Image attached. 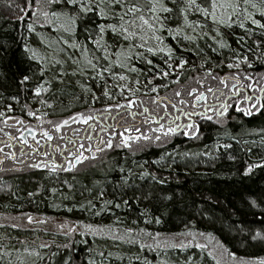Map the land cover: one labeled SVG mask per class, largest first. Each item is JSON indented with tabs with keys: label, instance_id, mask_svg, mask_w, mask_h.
<instances>
[{
	"label": "snow or ice",
	"instance_id": "1",
	"mask_svg": "<svg viewBox=\"0 0 264 264\" xmlns=\"http://www.w3.org/2000/svg\"><path fill=\"white\" fill-rule=\"evenodd\" d=\"M9 4L20 13L16 19L24 24L29 33V36L21 33L24 52L30 60L36 62L34 70L30 68L19 80L23 90L34 93L32 96L34 100H39L41 105L52 108L54 100H46L43 95L52 90L53 80L61 83L64 81L63 73L68 71L64 65L71 61L72 65H75L70 69L72 76H88L90 79L95 77L101 81L102 96L116 101L105 103L103 107L105 111L116 110V113L115 116H104L105 120H112V123L105 126H99L96 123L103 114L92 108L85 112H74L59 120L49 119L46 122L47 126H33L23 117L8 115L13 111V106L12 104L4 105L0 108V118H2L0 123L7 128L17 125L19 127L15 129L17 135L0 128V132H4L8 138L7 144L0 142V153H3L0 156V172L22 170L27 167L44 169L50 175L58 177L61 172L78 171L84 168L86 163L95 167V162L101 159L105 151L109 149H127L135 154L143 150L144 145L141 142L165 144L177 134L196 138L200 134L198 123L200 118L215 120L217 124L224 126L229 119L236 118L231 115L230 109L242 113L243 116H252L254 113L264 111V84L261 83L264 81V73L249 74L244 70V66L252 68L254 62L264 64V55H257L264 48V40H254L252 46L244 51L239 47L233 50L232 43L225 38L228 30L233 28H238L243 32L242 35L236 37L238 45L246 44L258 32L264 35V0H24L23 7L16 4L14 0H9ZM78 25H83V43L74 38ZM45 26L70 34L67 39L61 36L58 41L68 46L60 49L61 52L67 53L66 59L57 60L55 56L49 59L40 53L39 48L31 44L30 36L35 33L41 44L51 47L48 44V38L43 33L37 32V27L44 28ZM168 38L176 41L175 47L169 43ZM205 38L211 39L215 44V47L211 49L213 52L222 54V50L226 49L231 53L224 61H221V65L226 63V66L229 69H235V72L221 75L216 72L217 66L214 63L209 66L212 63L211 57H205L204 50L199 46V41ZM185 41L192 44L191 50L200 57L199 65L189 64L188 59L178 52V48L188 50ZM2 48L3 45H0V49ZM69 48L77 50V54L73 55L69 52ZM93 53H98V55H93ZM156 57H162L160 63L156 62ZM136 62L142 63L143 67H139ZM53 65L56 66L55 70ZM186 65L193 72H196L197 68L202 69L203 75L197 72L195 76L184 79L182 74ZM49 73L53 74L49 76ZM133 74L135 75L134 80L132 79ZM141 76H144L147 81L143 87H141ZM109 78L112 81L111 89ZM157 78L167 80L163 87L170 90L171 98L167 95L161 97L158 94L159 86L153 84ZM206 81L209 83L204 90H200V86H205ZM230 81L233 83L230 84ZM212 82L219 84V87L214 86ZM193 83L198 86H193ZM172 85L175 87H171ZM80 86L86 93H91L93 104L102 98L91 85L81 83ZM113 89L118 90L123 99H118ZM248 89L253 90L252 94H245ZM138 92L142 95L138 96ZM149 92L157 94L154 97L149 96L148 103L155 105L159 111L168 112L167 118L154 113L147 106L144 96ZM256 92L259 94L256 95ZM208 94L212 96V104L208 103ZM11 99L19 101L18 96H12ZM76 99L80 98L76 97ZM230 100L232 103H229ZM202 101L203 104L200 103ZM24 107L27 109L28 116H37L38 110L34 111L28 105ZM141 107L142 113L138 111ZM134 109L137 110L134 111ZM197 109L200 110L197 111ZM94 111L96 115H93ZM173 112L176 114L173 115ZM137 116H142L138 123L128 122L127 117L136 121ZM182 118L186 120L182 121ZM41 123L44 122L41 121ZM71 123L87 125L88 128L84 129L85 135L80 137L81 129L77 128L73 131L71 139L64 136V129ZM97 127L100 128L99 133L95 132ZM142 128L145 130L142 131ZM103 133L107 135H102ZM94 138L95 144H93ZM232 138L236 139V137ZM12 141H16L21 146L28 145L30 155H26L21 149L20 155L24 159L18 160L16 152L12 150L14 147ZM224 147H230V145H224ZM205 155L208 153L206 152ZM6 160L14 162L11 168L3 167ZM25 161L28 163L25 164ZM17 164L21 166V169L16 168ZM259 166H264V160H260L258 164L248 163L244 172L250 174L254 168ZM120 171L123 172L124 169L120 168ZM138 175L141 178L150 176L153 181H158L160 184L166 183L165 179L159 178L147 169ZM131 176L132 171L128 169V175L122 177L119 183L127 184ZM64 185L68 189L74 187L67 180L62 182L61 186ZM0 190H3V186H0ZM41 191L42 188L38 187L35 193L29 192L28 195L32 197ZM49 191L55 194L58 189L52 187ZM61 195L67 198L65 194ZM152 195V192H140L136 200L137 202L147 201ZM162 199H170V197L165 196ZM100 200H103V206H98ZM96 201L85 200L83 204L76 206L95 216L105 211L112 212L114 209H119L122 204L131 207L123 195L119 200L115 196L108 199L104 191L98 193ZM250 203L253 207L264 211V197L259 200L251 198ZM53 206L68 207L62 203ZM141 215L148 220L150 211L144 209ZM17 217L20 221H27V224L0 223V227L13 229L23 227L27 231H35L36 229L31 226L44 225L52 219L46 216L37 218L30 213H17ZM151 218L155 223H161V216ZM10 219L5 217L6 221ZM120 219L119 216L116 217L117 221ZM81 226L84 232L94 237L105 236L127 243L137 241V236L133 235L134 229L131 227L124 229V234H118V227L114 230L107 225H92L80 220L59 222L56 230L69 238L73 233H80ZM42 230L48 231L47 228ZM140 232L149 237L161 236L159 232L153 234L146 229H140ZM247 236L253 243L264 244V217L261 218L260 227L247 230ZM0 239H5V237L0 235ZM154 244L160 248L183 249L187 246L184 243L165 244L159 239H155ZM195 246L197 248L208 247L207 244L200 243ZM53 247L57 249L56 252L51 251ZM61 247L66 250V254L61 256L60 264H76L72 251L74 242L70 238L63 246L54 242L52 244L40 242L34 245L28 244L27 241L21 242V248L0 246V260L7 259L8 264H12L13 253H15L16 264H56ZM149 247L152 245L139 243L141 250ZM45 249L48 251H43ZM223 250L238 264H264V256L238 258L236 253L229 252L227 248ZM208 255L212 256L213 253L209 251ZM215 258L213 256V259ZM80 264H152V261L139 253L126 257L119 251L90 248ZM155 264H169V262L161 259ZM177 264L180 262L177 261ZM186 264H194V257L188 256ZM217 264H220L219 260Z\"/></svg>",
	"mask_w": 264,
	"mask_h": 264
},
{
	"label": "trees",
	"instance_id": "2",
	"mask_svg": "<svg viewBox=\"0 0 264 264\" xmlns=\"http://www.w3.org/2000/svg\"><path fill=\"white\" fill-rule=\"evenodd\" d=\"M14 2L21 7L24 5V0H14ZM19 14L14 7L10 6L9 0H0V45H3V48L0 49V108L6 104H12L13 111L8 115L30 120L26 117L27 109L24 106L28 105L34 110L41 104L39 100L32 98L34 93L24 91L19 84L21 76L26 74L30 68L34 70L36 64L35 61L29 59L22 47L21 33L24 36H29V33L24 24L17 21L16 17ZM37 32L43 33L48 38V44L51 45L48 47L47 44H41L36 34H31V44L39 48L42 55H46L49 59L55 56L57 60L67 58V53L61 52L60 49L68 46L63 45L62 41H58L61 36L67 39L69 33L60 29L54 30L50 26L37 27ZM76 32L74 38L83 43V25H78ZM242 34V30L238 28L230 29L226 33L225 38L232 43L233 50L239 47L247 51V47L252 46L254 40H264V35H260L258 32L246 44L238 45L236 37ZM168 41L174 47L176 46V41L171 38H168ZM185 45L188 50L178 48V52L188 59L189 64L199 65L200 57L191 50L192 44L185 41ZM199 46L204 50L205 57H211L212 63L209 66H212L213 63L217 66L215 69L217 73L223 75L236 71L229 69L226 63L221 65V61L231 55L228 50H222V54L221 52H213L211 49L215 47V44L209 38L200 40ZM69 52L73 55L77 54V50L74 49L69 48ZM93 55H98V53H93ZM257 55H264V48ZM250 59H252L251 56ZM161 60L162 57H156L157 63H160ZM136 63L139 67H143L142 63ZM70 65H72L71 61L64 65L68 69L63 73L64 81L61 83L53 80L52 90L43 95L44 99H53L54 103L62 108H68L69 102L78 100L76 97L80 98L78 101H86L81 90V83L92 86L98 84L97 89L102 91L99 79L95 77L90 79L88 76H72L70 69L74 68L75 65L73 67ZM55 67L53 65L54 70ZM117 70L119 69L117 68ZM185 70L184 79L195 76L197 72L201 76L203 75L200 68H197L196 72L189 68ZM244 70L249 74L264 73V64L254 62L252 68L244 66ZM52 74L49 73V76ZM132 79H135L134 74ZM140 79L143 87L147 81H145L144 76H141ZM166 83L167 80L163 78H157L153 81V84L159 86L158 94L161 97L167 95L171 98L170 90L163 87ZM208 83L206 81L205 86H200V90H204ZM212 83L219 87V84ZM261 83L264 84V81ZM193 86L198 85L193 83ZM171 87H175V85ZM247 91L252 94L253 90L248 89ZM156 94L147 93L144 96L145 103L154 113L167 118L168 112L159 111L155 105L148 103V97H154ZM255 94L258 95L259 93L256 92ZM12 96H18L19 101L12 100ZM209 96L211 94H208ZM229 103L232 101L230 100ZM103 106H85L64 115L45 117V120H59L74 112H85L92 108L103 114L96 123L99 126H105L112 123V120H105L104 116H115L116 110L105 111ZM199 110L197 109V111ZM138 111L142 113V107ZM230 113L236 118L229 119L224 126H220L215 120L198 119L200 134L196 138L177 134L165 144L141 142L144 145L143 150H139L135 154L127 149H109L105 151L101 159L95 162V167L86 163L84 168L72 173L61 172L58 177L50 175L44 169L27 167L22 170L0 172V186H3V190H0V216H8L11 221H14L19 220L17 213H30L37 218L46 216L71 222L80 220L92 225H107L114 230L118 227L120 234H124V229L131 227L134 229L133 234L138 238L142 235L147 236L140 232V229H146L153 234L159 232L160 237L193 232L214 238L229 252L236 253L238 258L248 259L253 256H264V244L253 243L247 236V230L260 227L261 218L264 217V211L253 207L250 203L251 198L259 200L264 197V166L254 168L250 174L244 172L248 163L258 164L260 160H264V111L254 113L252 116H243L242 113H237L234 109H230ZM175 114L173 112V115ZM93 115H96L95 111ZM36 117L32 119H39ZM141 119L142 116H137L136 121L127 117L129 123H138ZM33 120L30 121L34 123L32 125H37L32 122ZM183 120L186 118H182ZM1 124L0 128L15 134V131H11ZM43 126H47V124L44 123ZM78 126L81 127L77 123H71L64 129L63 135L69 136L73 129ZM86 127L88 128L87 125ZM145 128L141 130L144 131ZM84 129L81 128L80 135L85 133ZM88 130L92 131L91 129ZM99 131L100 128L97 127L95 132L99 133ZM102 135L106 136L107 133ZM232 137H236V139ZM0 139H5V137L0 134ZM224 145H230V147H224ZM206 152L208 155H205ZM21 158L20 155H17L18 160ZM12 163L14 162L6 160L3 167L11 168ZM27 163L28 161L25 162V164ZM16 168L21 169V166L17 164ZM120 168H123L124 171L121 172ZM128 169H131L132 176L129 177L127 184L119 183L122 177L128 175ZM145 169L159 178L165 179L166 183L160 184L158 181H153L150 176L141 178L138 173ZM64 180L72 183L74 187L72 189H68L66 185L62 187L61 184ZM38 187H41L42 191L30 197L28 193H35ZM52 187L58 189L57 193L52 194L49 191ZM100 191H104L105 197L108 199L115 196L119 200L123 195L131 207L122 204L119 209H114L112 212L105 211L95 216L91 212L76 206L83 204L85 200L97 202L96 197ZM140 192H152L153 195L147 201L137 202L136 197ZM62 193L67 196L66 199L61 195ZM165 196L170 197V199H162ZM60 203L68 207L53 206ZM98 206H103V200L99 201ZM69 208L72 210L69 211ZM144 209L150 211L148 220H145L141 215ZM157 215L161 216V223L159 224L151 218ZM117 216L121 218L119 221L116 220ZM26 222L22 221V224L25 225ZM34 229L36 230L27 231L23 227L20 229L0 227V235L5 237V239H0V246L21 248L22 241L34 245H38L40 242L49 244L54 242L63 246L68 243L70 238L74 242L72 251L75 255L76 264H80L90 248H107V250L122 252L126 257L139 253L148 257L149 261H153L152 264L161 259L170 261L169 264L171 262L177 264V261L180 264H186L188 256L194 257V264H213L212 258L205 250L194 246L183 249L170 248L150 253L139 248L140 242L127 243L112 240L105 236L94 237L90 233H79L66 238L62 233L45 232L40 227H34ZM153 237L154 235L152 237L147 236L145 239ZM142 242H145L144 238ZM43 251L46 252L48 249ZM51 251L56 252L57 249L53 247ZM65 254L66 250L61 247L56 258V264H60V258ZM14 257L15 253H13L12 264H16ZM0 264H8V260H0Z\"/></svg>",
	"mask_w": 264,
	"mask_h": 264
},
{
	"label": "rangeland",
	"instance_id": "3",
	"mask_svg": "<svg viewBox=\"0 0 264 264\" xmlns=\"http://www.w3.org/2000/svg\"><path fill=\"white\" fill-rule=\"evenodd\" d=\"M73 66L74 65H70V67H73ZM185 69H188V67L187 68L185 67ZM185 69L183 71L182 76H185V74H186V70ZM116 83H120V82L116 81ZM111 84H112V81L109 78V87H110V89H111ZM97 85L98 84H94V86L91 85L94 90H97V94L101 95V97H102L97 103L93 104L92 101H91V93H86L81 88V90L84 93V97H85L86 101L81 102V101H78V100H73L72 102H69L67 104L68 108H62V107L58 106L57 103H54L52 108H48V107H45L43 105L37 106L36 108H34V111L38 110L36 118H39V119L33 120L32 116H28L27 115L26 117L28 119H30V120L26 119L25 121L33 120L32 122H35L37 125L43 126V124L47 122V120H45V119L48 118V117L57 116V115H59V116L60 115H64L66 113H69V112L77 109V108H82V107H85V106H98V105H104L105 103H110V102H114L115 103L116 102V101L111 100L108 97H103L102 96V91H99L97 89ZM141 87H142V85H141ZM113 91H114V94L117 95L118 99H123V97H121L119 95V91L118 90L113 89ZM137 95L140 96L141 93L138 92ZM200 103L203 104L204 102L202 101ZM44 113H47V115H43ZM41 121H43L44 123L42 124ZM9 123H11V121H9ZM32 124H34V123H32ZM1 125L4 126L3 124H1ZM37 125H35V126H37ZM16 127H19V125L15 126L13 128H8V129L11 130V131H14L16 129ZM5 217H8V216H0V223H11V222H14V221L18 222V223H22V221H20V220H14V221L7 220L6 221ZM65 221H69V220L54 218V219L49 220L47 224L39 225V226L33 225L31 227L32 228H34V227L47 228L48 231H52V232L58 233L57 230H56L57 223L65 222ZM26 224H27V222L25 223V225ZM85 233H87V232H84L83 229H82V226H81L80 234H85ZM77 234H79V233H73L72 236L77 235ZM87 234H89V233H87ZM118 234H120V233H118ZM146 237L147 236L142 235L140 238H138V236H137L136 243L137 242L141 243L143 241V238H144L145 242H143V243H145L146 245H152V247L144 249L145 251L150 252V253L156 252V251H159V250L170 249L168 247H164V248L157 247L154 244V240L155 239H159L162 243H165V244H167V243H184V244L187 245L185 248L193 247V246L196 247L195 245L197 243H200V244H207L208 245L207 248H200V249L205 250L207 253H209V251H211L213 253L212 256L209 255L212 258V260H213V264H217V260L220 261V264H238V262L233 260L229 256L228 253L224 252V250H223L224 247H221V245L219 243H217L213 238H210L208 236H204V235L193 233V232H186V233L179 234V235H174V236H170V235L166 236V237H164V236L155 237L154 236L153 238H150V239L147 238L148 240L145 239ZM213 256H215L216 258L213 259ZM163 260H166V259H163ZM168 262L170 263V261H168ZM171 264H172V262H171Z\"/></svg>",
	"mask_w": 264,
	"mask_h": 264
},
{
	"label": "flooded vegetation",
	"instance_id": "4",
	"mask_svg": "<svg viewBox=\"0 0 264 264\" xmlns=\"http://www.w3.org/2000/svg\"><path fill=\"white\" fill-rule=\"evenodd\" d=\"M231 82L233 83V81H231ZM245 93H246V94H249L248 91H246ZM208 103H209V104H212V103H213L212 96H210V97L208 98ZM77 128H80V129H81V128H85V129H87L86 125H81V127L78 126V127H76L75 129H77ZM75 129H73V131H74ZM14 131H15V130H14ZM5 132H10V131L5 130ZM11 133H12V132H11ZM0 134H1L2 136L5 137V139H0V142H3V143H5V144H7V143H8V138L5 136L4 132H0ZM12 134H13V135H17L16 131H15V134H14V133H12ZM84 135H85V133L82 134V135L79 134L80 137H83ZM72 137H73V132H72L69 136H67L68 139H71ZM29 139H31V138L29 137ZM95 143H96V140H95V138H94V139H93V144H95ZM12 144H13V146H14L12 150H14V151L16 152V156H17V155H20L21 149H23V151L25 152L26 155H30L28 145H23V146H21V145L18 144L16 141H12ZM2 155H3V153H0V156H2ZM20 157H22L21 160L24 159L23 156L20 155ZM25 162H26V161H25Z\"/></svg>",
	"mask_w": 264,
	"mask_h": 264
}]
</instances>
